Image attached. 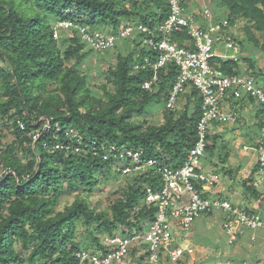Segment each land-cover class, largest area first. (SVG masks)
Segmentation results:
<instances>
[{
  "label": "trees",
  "instance_id": "1",
  "mask_svg": "<svg viewBox=\"0 0 264 264\" xmlns=\"http://www.w3.org/2000/svg\"><path fill=\"white\" fill-rule=\"evenodd\" d=\"M166 1L0 0V264H79L77 250L102 247L103 234L144 231L152 219L155 207L144 198L147 187L160 186L158 175L147 170L121 178L100 146L142 148L145 157L179 167L197 137L200 94L189 84L179 97L183 105L166 109L177 67L170 62L158 71L156 89H144L141 83L152 69L134 65L146 57L154 60L157 53L136 38L133 52L117 53L107 68L110 85H102L103 96L93 94L80 70L93 49L85 48L74 25L116 33L125 20L152 19L154 24L166 18ZM218 2L225 9L223 17L230 22L242 19L246 39L264 50V0ZM64 22L70 23V35L57 36L61 27L56 25ZM171 38L178 45L189 39L185 31ZM211 63L218 72L247 73L256 82L263 74L255 71L250 56L214 57ZM153 100L164 106L162 121L138 119L149 113ZM260 112L258 107V128ZM4 129L13 139L2 147ZM70 129L75 136L68 134ZM206 138L202 158H211L219 136L209 132ZM108 179L116 186L108 191L106 207H98V200H89L90 193ZM66 195L73 199L58 208ZM133 256L135 249L130 251Z\"/></svg>",
  "mask_w": 264,
  "mask_h": 264
},
{
  "label": "built area",
  "instance_id": "2",
  "mask_svg": "<svg viewBox=\"0 0 264 264\" xmlns=\"http://www.w3.org/2000/svg\"><path fill=\"white\" fill-rule=\"evenodd\" d=\"M190 3L189 0H167L168 14L165 19L154 24H151L152 19H148V23L125 20L116 33H93L88 26L74 25L78 27L82 41L98 51L113 48L119 41L128 38L141 40L155 51L154 60L146 57L142 63L134 65V68L148 66L152 69L150 78L141 83L144 89H156V84H153L158 80V71L174 62L178 73L168 91L166 109H177L179 97L189 84L198 90L201 100V114L196 123L197 137L179 167L145 157L142 148L115 144L100 146L104 150L103 158L113 159L111 165L122 176L140 175L152 170L158 175L160 186L146 188L144 202L153 205L155 210L144 231L132 228L131 233L125 235L103 234L102 247L81 248L75 252L79 264H123L132 249H135V260L139 262L142 258L143 264H178L185 261L186 254H193V226L209 212L222 213V230L230 245L238 241L243 229L264 231L263 213L247 211L229 200L208 195L219 175L216 172L207 174L201 167L206 136L212 126L235 122L239 118L236 111H226L224 104L251 98L261 109L259 121L262 135L254 144H243L241 148L243 155L249 152V160L264 178V87L247 75L218 72L211 63L214 57L237 60L243 54L236 39L239 20L230 22L226 17H218L205 5L192 12L188 9ZM64 23L66 30L70 23ZM58 26L62 28V23ZM180 31H185L189 37L183 45H178L171 38L173 33ZM37 134L34 133L33 138ZM68 134L73 137L76 132L70 129ZM258 182L259 179H256L249 184L258 185ZM254 238L252 235L251 239Z\"/></svg>",
  "mask_w": 264,
  "mask_h": 264
},
{
  "label": "rangeland",
  "instance_id": "3",
  "mask_svg": "<svg viewBox=\"0 0 264 264\" xmlns=\"http://www.w3.org/2000/svg\"><path fill=\"white\" fill-rule=\"evenodd\" d=\"M218 3H219L218 0H202L201 2H197V0H193L194 6L191 7L189 5L188 9L192 10V9L196 8L195 6L198 7L199 5L202 6L205 4V6H207V8H209V10L211 12H213L216 16L223 17V12H225V9L223 10L222 7L218 6ZM243 24H244V21L242 19H239V21H238L239 30L237 31L238 32L237 34H239L238 38L243 44V48H241V52H243L242 55L250 56L255 60V64H256L255 71L256 72H257V69H260L263 72L262 75H257L256 80L261 86L264 87V50L261 49L260 47H257L252 42H250L246 39V37H245L246 35H245L244 31L241 29ZM59 26H61V25H59ZM59 26L56 25V27H59ZM64 26H66V24L62 23V29L61 28L56 29V35L57 36L59 34H61V35L66 34L67 37L70 35L68 32L69 29L64 30V28H65ZM109 30L110 29H108V28L101 29V26H95L94 29H92V32L93 33L94 32H109ZM256 34L258 35V33H256ZM260 40L262 41L261 38H260ZM134 44H135V38H128L126 40L119 41L116 44L117 47H115V48L113 47V48H110L108 50L106 49L103 51H98V50L93 49V51H91V53H89L87 56H85V58L82 61L83 63L80 65V70L84 74H86V79H87L88 85L90 86L93 94H96L97 96H103L102 85L103 84H109L110 85V83H108V81H107V74H106L107 68L112 66L115 63L117 53L126 54L128 52H133ZM59 45H60L61 49H63L64 44H59ZM85 48L90 49V45L85 43ZM134 53L137 54L136 52H134ZM241 65L245 66L246 64L242 63ZM249 73H250V71H249ZM244 74L248 76L247 73H244ZM245 100H247V99H245ZM183 103H184V101L182 100V98H179L177 108L181 107L183 105ZM256 106L257 105L254 102L251 104L252 109L253 108L255 109ZM148 108L150 111L146 116L142 114L140 116H137V118L138 119L146 118L149 121H153L154 123H160L163 119V112H164V106L162 105V103L160 101L156 102L155 100H153L151 103L148 104ZM251 108L249 107V109H248L249 113L246 114V112H245V114L244 113L240 114V110H239V114H240V116H243L242 118L246 117L245 119H246L247 123L251 124V122H249L250 121L249 119H251V121L255 120V124L257 125V117L255 118V116L249 115V114H252V113H250ZM247 118H248V120H247ZM242 120L243 119H241L240 122H242ZM235 123L229 122V123H224V124L226 125L225 127H231V126H235V125H233ZM239 125L241 126L242 123H239ZM251 125L253 127H255V125L253 123ZM231 128L235 129L234 127H231ZM237 129L238 128H236V130ZM4 132L6 134H5V137L3 138L2 147H4V143L11 141L13 139L12 134H10L8 130L4 129ZM34 133L37 134L38 132L36 131ZM239 134L238 133L234 134L233 130H225V132L219 133V139L217 141V147L214 150L211 157L213 158V160L215 162H218V159L222 161V162H219V164H218V171L221 175V178H223L226 175V169H228V168L230 169V171L233 174V175L232 174L229 175L230 178L231 177L233 178V176H235L234 174H237L233 165H231V166L228 165L225 167V162L223 161L224 158L229 156V154H231V153L233 155L234 152L226 153L227 156H224L225 150L222 147L223 146L222 144L224 141L225 142H227V141L231 142L232 139L237 138ZM258 135H259L258 138L262 135L260 128H258ZM240 140H241V138H240ZM240 140H239V142H236V143H233L232 145H230V148L231 147H232V149L235 148L236 152H238V151L240 152L241 147H242V143H243V141H240ZM17 150H18V155L21 158H24V152L21 150V148H18ZM231 162H235V160L234 161L232 160ZM208 169H211V168L208 167ZM122 177L123 176H121V178ZM121 178H117L116 180L119 181V179H121ZM114 182L115 181H112V180L109 181V179L107 181H104L103 184H100L99 187H97L94 191H92L90 193L89 200L92 203H94L98 200L99 201V202H97L98 207H106L107 201H108V196H109L108 191L112 187L116 186V184H114ZM217 183H218V181H217ZM72 199H73V195H66L64 198L60 199L58 208H62L66 202H70ZM210 215H206V216H204L206 218L199 219L198 221H196V223L197 222L199 223L197 229L200 233V235H199L200 237H197V239L195 240L196 248L193 247V253L195 255V258L190 259V255L186 254L184 263L191 264V261H192V262H196L193 264H207V263L202 262V260H208L211 264H242L243 262H245L246 264H258L259 262L261 264H264V259H262V258H259L256 261L255 260L250 261V258L243 256L242 255L243 252L241 251L240 248L237 247V245L233 246V245H230L227 243V237H226L225 233L221 232L219 239L216 240L215 237H217V235H218V231H219L221 223L219 222L218 218L212 217ZM82 236H84V235L81 234V237ZM129 257H130V255H129ZM129 257H127V259L125 260V263H123V264H129L131 262L130 261L131 259ZM134 258L135 257L133 256V259ZM212 258H214V259L216 258V259L211 260ZM189 260H190V262H188ZM132 264H143V263L136 261L135 263H132ZM169 264H177V263H169Z\"/></svg>",
  "mask_w": 264,
  "mask_h": 264
},
{
  "label": "crops",
  "instance_id": "4",
  "mask_svg": "<svg viewBox=\"0 0 264 264\" xmlns=\"http://www.w3.org/2000/svg\"><path fill=\"white\" fill-rule=\"evenodd\" d=\"M191 3L189 4L191 7L194 6L193 5V0H189ZM202 0H197V2H201ZM205 5V4H204ZM203 6V5H202ZM195 9H192L190 11H196L198 10L199 7H201L200 5L197 7L195 6ZM253 102H250L249 100H239V101H230L224 104L225 106V110L226 111H236L237 113H239L240 110V114L246 112L249 113V107L251 108V104ZM258 107L256 106V108L250 110L249 114L250 116H255L256 118V111H257ZM248 111V112H247ZM239 114V118L233 122L235 124V126H231L234 127L235 129L231 128V127H225V124H214L212 126V128L210 129V133L212 134H217L219 136V133H223L225 132V130H233L234 134H239L238 135V139L234 138L232 139L231 142H223V148L225 150V156H227L226 153H230V152H234V156L231 154H229V156H227L225 159V167L226 166H231L233 165L237 174H234L235 176H233V178L229 177L230 174H232V172L230 171V169H226V175L221 178V175L218 171V164L220 162V160L218 159V162H215L213 160V158H209V157H203L202 161H201V167L203 168L205 173H211V172H216L219 175V180L218 183L214 184V186L211 187V189L208 191V195H214V196H219L221 199H226L229 200L230 202L236 204L237 207L239 208H244L247 211L249 210H256L258 212H261L264 214V178L260 177V172L258 171V168L256 167V165H254L250 160H249V152L245 153L243 155L242 152V148L241 151L236 152L235 148L232 149V147L230 148V145H232L233 143L243 141V144H254L255 140L258 138V123L257 125L255 124V120L251 121V119H249L251 122V124L253 123L255 125V127H253L251 124L246 122V117L242 118L243 116H240ZM242 122H240L241 119ZM248 120V118H247ZM239 123H242V125L240 126ZM236 128H238L236 130ZM230 134V133H229ZM231 136V135H230ZM234 136V135H233ZM226 144V145H225ZM231 150V151H230ZM232 155V156H231ZM235 162H231V161ZM208 167H210L211 169H208ZM234 172V171H233ZM235 172V173H236ZM233 175V174H232ZM256 179H259L258 185H251L249 184V182H253ZM251 187V188H248ZM210 216L218 218L219 223L220 224V228L218 231V235L216 238L219 239L221 232H223L222 230V213L220 211H215L213 212ZM206 217H203L202 219H204ZM199 223L197 222L196 224H194L193 226V230H192V235H191V242H192V246L194 248H196V242L195 240L197 239V237H200V233L197 229ZM198 231V232H197ZM254 235L255 238L252 240L251 236ZM264 231L263 230H256V231H251L248 229H243L238 241L233 244V246H236L238 248L241 249V251L243 252V256L250 258L251 260H258L259 258L264 259ZM191 258H195L194 253L192 255H190V259ZM130 263H135V259H133L132 257H130ZM216 259V258H215ZM214 258H212L211 260H215ZM201 261V260H200ZM262 261V260H261ZM190 262V260L188 261ZM202 262L207 263V264H211L208 260H202ZM129 263V264H130ZM196 263V262H192L191 264ZM258 264H261L260 262Z\"/></svg>",
  "mask_w": 264,
  "mask_h": 264
}]
</instances>
